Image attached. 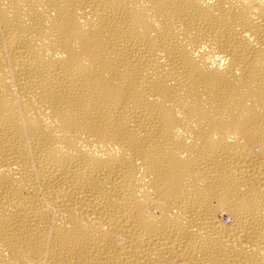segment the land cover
I'll use <instances>...</instances> for the list:
<instances>
[{
    "label": "bare ground",
    "instance_id": "6f19581e",
    "mask_svg": "<svg viewBox=\"0 0 264 264\" xmlns=\"http://www.w3.org/2000/svg\"><path fill=\"white\" fill-rule=\"evenodd\" d=\"M264 264V0H0V264Z\"/></svg>",
    "mask_w": 264,
    "mask_h": 264
},
{
    "label": "rangeland",
    "instance_id": "374dc122",
    "mask_svg": "<svg viewBox=\"0 0 264 264\" xmlns=\"http://www.w3.org/2000/svg\"><path fill=\"white\" fill-rule=\"evenodd\" d=\"M49 264H51V263H49Z\"/></svg>",
    "mask_w": 264,
    "mask_h": 264
}]
</instances>
